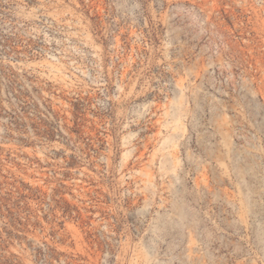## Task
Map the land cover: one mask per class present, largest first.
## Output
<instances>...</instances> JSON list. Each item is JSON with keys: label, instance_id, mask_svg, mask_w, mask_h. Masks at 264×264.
I'll return each mask as SVG.
<instances>
[{"label": "rangeland", "instance_id": "374dc122", "mask_svg": "<svg viewBox=\"0 0 264 264\" xmlns=\"http://www.w3.org/2000/svg\"><path fill=\"white\" fill-rule=\"evenodd\" d=\"M0 264H264V0H0Z\"/></svg>", "mask_w": 264, "mask_h": 264}]
</instances>
